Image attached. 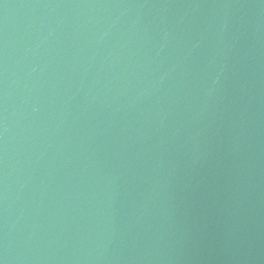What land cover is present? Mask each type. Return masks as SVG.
<instances>
[{
  "label": "water",
  "instance_id": "1",
  "mask_svg": "<svg viewBox=\"0 0 264 264\" xmlns=\"http://www.w3.org/2000/svg\"><path fill=\"white\" fill-rule=\"evenodd\" d=\"M0 264H264V0H0Z\"/></svg>",
  "mask_w": 264,
  "mask_h": 264
}]
</instances>
